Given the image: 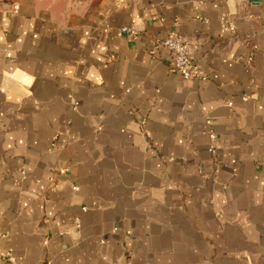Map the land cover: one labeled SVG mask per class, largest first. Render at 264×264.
<instances>
[{
  "label": "crops",
  "instance_id": "0c3cea01",
  "mask_svg": "<svg viewBox=\"0 0 264 264\" xmlns=\"http://www.w3.org/2000/svg\"><path fill=\"white\" fill-rule=\"evenodd\" d=\"M48 261L264 264V0H0V264Z\"/></svg>",
  "mask_w": 264,
  "mask_h": 264
},
{
  "label": "built area",
  "instance_id": "2783aa9c",
  "mask_svg": "<svg viewBox=\"0 0 264 264\" xmlns=\"http://www.w3.org/2000/svg\"><path fill=\"white\" fill-rule=\"evenodd\" d=\"M120 30L128 35L131 39H138L143 31L140 30L136 20L123 25ZM152 45L158 47L164 45L173 59L174 68L184 79L199 78L203 76L201 65L194 61L191 57V43L188 41L179 40L175 37H165L162 39L152 40ZM211 138H216L214 132L210 133ZM209 151L215 153L216 149L210 147ZM46 264H53L51 261Z\"/></svg>",
  "mask_w": 264,
  "mask_h": 264
}]
</instances>
